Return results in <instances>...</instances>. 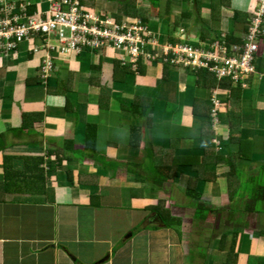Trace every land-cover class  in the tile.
<instances>
[{"label":"crops","instance_id":"0c3cea01","mask_svg":"<svg viewBox=\"0 0 264 264\" xmlns=\"http://www.w3.org/2000/svg\"><path fill=\"white\" fill-rule=\"evenodd\" d=\"M41 1L23 0L42 10ZM122 2L95 0V8L144 28L154 59L140 72L107 51L56 55V70L43 79L37 41L35 53L20 43L0 55V264H228L234 232L229 264H264V204L253 209L251 197L255 185L264 186V34L256 73L244 85L163 60L179 44L237 46L225 38L242 42L257 1L201 0L199 20L182 0H145L140 16L136 2ZM232 86L240 89L228 99ZM136 97L153 100L150 121L127 109ZM229 137L235 140L226 145ZM222 153L237 174L230 192L226 162L214 161ZM175 159L173 178L153 184L155 168ZM205 172L218 177L204 180ZM187 189L199 198L186 196ZM161 201L179 222L160 223L153 207ZM195 203L207 209L201 217ZM138 225L144 227L132 234Z\"/></svg>","mask_w":264,"mask_h":264},{"label":"built area","instance_id":"2783aa9c","mask_svg":"<svg viewBox=\"0 0 264 264\" xmlns=\"http://www.w3.org/2000/svg\"><path fill=\"white\" fill-rule=\"evenodd\" d=\"M256 1V11L246 20L247 31L240 45L230 49L222 46L215 51L217 45L203 50L179 44L165 50L163 57L171 55L168 60L172 65L205 69L217 79L230 78L244 85V79L256 73L255 61L264 34V0ZM25 7L26 3L15 5L12 0H0V55L7 56L20 43H30L29 52L35 53L32 42L37 41L44 54L38 69L43 79L54 73L56 55L79 57L118 52L124 57L120 65H128L133 71L138 62L154 59L143 40L145 30L138 23H116L96 16L75 0H46L44 11L37 9L30 15Z\"/></svg>","mask_w":264,"mask_h":264},{"label":"trees","instance_id":"16d2710c","mask_svg":"<svg viewBox=\"0 0 264 264\" xmlns=\"http://www.w3.org/2000/svg\"><path fill=\"white\" fill-rule=\"evenodd\" d=\"M15 5H18V4H23V0H12ZM44 2H46V0H43ZM52 1H59V0H52ZM77 2V4L82 7L83 9L85 10H89V9H86L84 7V4L85 2L87 1H90L91 0H75ZM152 2L156 1L157 0H150ZM183 2H188V3H191L194 8H196V11L199 9L198 6H199V3L201 0H182ZM169 0H167V4L166 5H169ZM122 5H124L126 8H134V0H123L122 2ZM38 6H36V4H28L26 3V7H25V12L27 15H30L32 14L33 12H35L38 8ZM90 12H93L91 10H89ZM109 16V15H108ZM104 18H107V15H103ZM197 19L199 20V14H198V11H197ZM115 21V20H114ZM201 21V20H200ZM116 22V21H115ZM117 23V22H116ZM207 23H205L204 21H201V26H202V31L200 32V39H205V37H209L205 31L207 30V27L205 26ZM225 42L227 44V46H231L232 44L236 45H240L242 42L238 39H235V38H232V37H228V38H225ZM96 55H99V54H96ZM171 58V55H169L166 59H170ZM119 63V62H118ZM143 62H138V68L137 70L139 69V72L141 71V69L144 68V66L142 65ZM172 65V64H171ZM123 67V66H122ZM162 67H163V70H164V76L163 78H166V71H167V68H168V64L166 62H163L162 63ZM119 68V66H118ZM116 66L114 67L113 69V73H115L118 69ZM124 70V69H123ZM206 73V72H204ZM209 74V73H207ZM211 75V74H210ZM113 78V77H112ZM216 80L219 82H233L230 78H222V79H217ZM216 80H214L216 82ZM227 82V83H228ZM239 87L235 88V87H231L230 89V92H229V96H228V99L232 96L233 94H236L238 91H239ZM64 91V90H63ZM235 92V93H234ZM136 100V101H135ZM137 100H140L138 97H136L130 104L129 106H127V109L130 110L131 112L133 113H142L147 120H151V118L149 117V112H150V108L152 107V103H153V100H150L148 98L144 99L143 98V101L141 100L140 102L137 101ZM229 101V100H228ZM145 108L143 111H142V108ZM123 108H126V107H123ZM132 130H137L135 128H132ZM233 140H235L233 137H229L228 138V141L226 142L228 145L230 142H232ZM239 140V139H237ZM84 143H85V149L86 150H89V152H92L91 154H87L88 156H93V149H94V129L92 126L88 125L86 126V129H85V139H84ZM4 148V140H2V138H0V150L2 149L3 150ZM229 147L228 146H225V148H223V151L225 152V154H227L229 152ZM211 154H213L212 151H210ZM207 153V151L205 152ZM221 153V152H220ZM225 154H216L215 155V162L216 163H224L226 162L227 164V167L229 168V170L227 171V173H224L223 176L225 178V182L226 184L228 185L229 189L228 191L230 192L231 189L234 188L233 186V183L235 182V179H237V174H235V169H234V165L231 163L230 159H229V155L228 157H224ZM89 156V157H90ZM179 160V159H178ZM178 160L175 159L174 162L173 160H171L168 164H167V161L165 164H163L162 167H159L157 166V169L155 168V172H154V175H155V178L152 179V183L153 184H156L158 187H162L163 184L168 181L169 179L173 178L174 176V172L177 168V165H178ZM115 166V163L113 164V167ZM128 168V171H131V168L127 167ZM134 171V170H133ZM209 172V171H207ZM204 180H207V181H214L216 179V177H218V175L212 173V174H209V173H204ZM254 179V178H253ZM186 196H193L194 198H199L200 194L195 192L194 190L192 189H187L186 190ZM251 197L253 198V206L252 208L253 209H257V210H260V206L261 204H264V186L262 185H255L252 193H251ZM262 200V201H260ZM261 202V204L258 205V203ZM164 202H158L156 204L155 207V211L156 213L158 214V216L160 217L161 219V222L160 223H163L165 226H170L171 224H173L174 222L177 223L179 222L178 220L174 219L173 217L170 216V212L169 210L165 207V205L163 204ZM194 208H195V216L196 217H201L202 216V212L207 210L205 209V207L202 205V204H199V203H195V205L193 204ZM144 227V225H138L137 227H135L132 231V234H135L137 232H139L140 230H142V228ZM158 227L156 225H147V228L146 229H149V230H155L157 229ZM261 236H264V231H260L259 232ZM236 235L237 233H233L232 234V239H231V245H230V251H229V255H228V264L229 262L231 261V256L233 254V249H234V244H235V240H236ZM119 246V245H118ZM117 249V247L114 249V251Z\"/></svg>","mask_w":264,"mask_h":264},{"label":"rangeland","instance_id":"374dc122","mask_svg":"<svg viewBox=\"0 0 264 264\" xmlns=\"http://www.w3.org/2000/svg\"><path fill=\"white\" fill-rule=\"evenodd\" d=\"M134 2H136V4L139 6L138 7V13H137V16H140L141 15V12H145V10L147 9L146 8V6H148V4H147V2H145V0H134ZM41 3H42V7H41V9H42V11H44L45 9H46V2H42L41 1ZM107 5V7L108 8H112V6H110V5H108V4H106ZM84 7L86 8V9H89V10H91V11H93V13L96 15V16H99V17H102V18H104L103 17V15H105V13H100L95 7V0H91V2L90 1H87V2H85V4H84ZM101 7V6H100ZM104 7H105V5H104ZM107 15V14H106ZM115 15H113V16H111V15H107V18H109V19H111V20H115V17H114ZM38 56H41L40 54H38ZM119 64H120V62H119ZM56 70V69H55ZM194 228V227H193ZM73 250V249H72ZM116 251V250H115Z\"/></svg>","mask_w":264,"mask_h":264}]
</instances>
